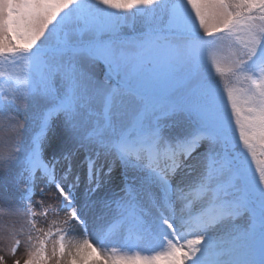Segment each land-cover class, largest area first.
I'll list each match as a JSON object with an SVG mask.
<instances>
[{
    "label": "snow or ice",
    "instance_id": "snow-or-ice-1",
    "mask_svg": "<svg viewBox=\"0 0 264 264\" xmlns=\"http://www.w3.org/2000/svg\"><path fill=\"white\" fill-rule=\"evenodd\" d=\"M0 132L24 264H264V0H0Z\"/></svg>",
    "mask_w": 264,
    "mask_h": 264
},
{
    "label": "rangeland",
    "instance_id": "rangeland-1",
    "mask_svg": "<svg viewBox=\"0 0 264 264\" xmlns=\"http://www.w3.org/2000/svg\"><path fill=\"white\" fill-rule=\"evenodd\" d=\"M139 27V26H137ZM132 32L129 29H125L124 33H129ZM96 74L97 77L102 79L103 78V74L101 72V69L98 67L96 69ZM19 118V117H18ZM51 139H52V143L55 144L56 139H57V133L54 131L51 134ZM207 144H203L198 150L197 153H203L205 151V149L207 148ZM4 148V144H3V133L0 132V151H3ZM50 151V150H49ZM14 171L15 169H8V170H3L0 169V177H5L7 176L9 178V180L11 179L12 175H14ZM121 170L117 167L112 175L111 180L108 182L107 187L111 190V191H117L118 190V186L121 184V174H120ZM15 189L13 188V186L11 184H9V192L5 193L3 188H0V258H2V261H0V264H14L15 261H19V264H24V261L27 259V252H26V246L24 243V238L21 237V244L19 246V248L17 249V251L15 252V254L11 253V248H12V240L9 236L8 231L5 230L4 225L7 224H11L14 221L16 222V226L19 227V221L15 219V217H12L7 211L4 210V206L6 203V197L8 195H10ZM103 194V193H102ZM37 199H39V192L37 191ZM48 198L45 197V200H47ZM37 210H39L37 208ZM60 217H63L64 213H59ZM54 218V215H50L49 216V221L52 220ZM38 220V222L41 223V226L43 227H47V222H43L40 221L39 216L36 218ZM237 224H243L242 220H238L236 222ZM79 231V229H77ZM69 235L68 237H66V240L70 239ZM92 239H95V237H92ZM51 248V245H49V249ZM145 254H151L152 253V249L150 248H144L142 247L141 249ZM50 264H54V261L50 262Z\"/></svg>",
    "mask_w": 264,
    "mask_h": 264
},
{
    "label": "bare ground",
    "instance_id": "bare-ground-1",
    "mask_svg": "<svg viewBox=\"0 0 264 264\" xmlns=\"http://www.w3.org/2000/svg\"><path fill=\"white\" fill-rule=\"evenodd\" d=\"M72 236H70V239L69 240H82L83 239V236L79 234V231L76 229L74 230L73 234H71Z\"/></svg>",
    "mask_w": 264,
    "mask_h": 264
}]
</instances>
